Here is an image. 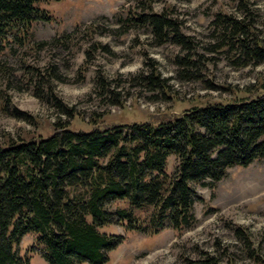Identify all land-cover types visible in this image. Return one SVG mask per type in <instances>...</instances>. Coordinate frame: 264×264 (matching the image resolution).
Masks as SVG:
<instances>
[{
  "label": "trees",
  "instance_id": "16d2710c",
  "mask_svg": "<svg viewBox=\"0 0 264 264\" xmlns=\"http://www.w3.org/2000/svg\"><path fill=\"white\" fill-rule=\"evenodd\" d=\"M42 1L47 0H0V72L8 71L1 55L11 38L25 45L34 22L51 20L38 6ZM153 1L136 0L127 12L116 15L115 27L96 20L85 25L90 35H121L142 28L155 46L170 43L179 48L172 58V78H163L153 58L145 57L143 67L122 82L157 93L151 100L168 98L171 79L231 91L205 78V63L212 58L200 52L193 36L182 32L171 5L155 11ZM230 1L241 16L215 12L211 41L204 48L224 53L236 68L264 65V37L256 31L253 10L246 0ZM76 30L34 42L33 48L69 47ZM97 49L109 52L106 44L93 41L86 63ZM27 69L36 72L35 97L54 106L65 120L54 122L47 137L5 136L0 145V264H29V258L17 251L27 233L35 234L34 250L47 264H106L108 253L123 238L100 233V227L119 225L151 236L165 229H192L197 223L194 203L202 200L194 185L214 189L228 169L264 158V79L245 88L241 97L192 107L178 116L154 115L147 121L86 132L69 127L75 110L56 98L49 83L50 78L63 81L56 67L49 63L43 72ZM95 87L112 105L120 104L112 82L99 73ZM91 118L95 124L100 115ZM170 156L175 164L168 172ZM114 204L118 206L112 208ZM235 234L252 255L244 231L237 228ZM187 264L220 260L203 253Z\"/></svg>",
  "mask_w": 264,
  "mask_h": 264
},
{
  "label": "rangeland",
  "instance_id": "374dc122",
  "mask_svg": "<svg viewBox=\"0 0 264 264\" xmlns=\"http://www.w3.org/2000/svg\"><path fill=\"white\" fill-rule=\"evenodd\" d=\"M246 1L253 10L254 26L262 38L264 0ZM135 2L47 0L38 3L48 12L51 20L34 22L30 39L25 45L18 46L11 38L1 55L8 71L0 72V145L5 136L15 140L47 137L52 133L54 122L59 118L65 120L54 106L35 97L36 72L27 67L42 72L49 63L56 67L63 81L50 78L49 83L56 98L75 110L76 115L69 120V127L86 132L93 127L143 122L154 115L178 116L192 107L241 97L245 88L264 79V65L236 68L224 53L204 48L211 41L210 21L215 12L241 16L234 6L235 2L154 0L152 6L155 11L171 5L173 15L181 21L182 32L193 36L200 52L212 58L205 63V78L215 85L229 87L231 91L209 89L201 82L171 79L168 81V98L151 100L157 93L142 91L122 81L143 67L145 57L153 58L163 78H172L175 72L172 58L179 48L170 43L155 46L142 28L121 35L115 32L90 35L84 29L85 25L95 20L102 26L115 27L116 15L127 12ZM74 29L77 30L69 47L62 46L56 50L33 48L34 42L62 36ZM93 41L106 44L109 52L97 49L86 63V50ZM97 73L112 82L114 91L120 95V104L112 105L107 97L100 96L99 89L95 87ZM22 113L29 118L25 119ZM93 114L100 115L95 124L90 122ZM174 164L175 157L170 156L168 172L173 171ZM193 188L202 200L194 203L197 223L192 229L181 233L165 229L151 236L126 231L119 225L100 227V233L123 238L121 244L108 253L106 264H187V261L198 260L203 253L219 258L220 264H264V158L245 168L228 169L226 177L214 189L199 185ZM116 206L114 204L112 208ZM237 228L244 231L248 238L252 255L249 256L244 242L236 236ZM35 239L34 233L25 234L17 251L29 258V264H47L34 250Z\"/></svg>",
  "mask_w": 264,
  "mask_h": 264
}]
</instances>
